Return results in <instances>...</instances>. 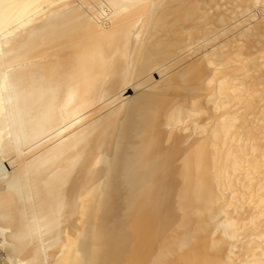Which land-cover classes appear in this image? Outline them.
<instances>
[{"label":"bare ground","instance_id":"6f19581e","mask_svg":"<svg viewBox=\"0 0 264 264\" xmlns=\"http://www.w3.org/2000/svg\"><path fill=\"white\" fill-rule=\"evenodd\" d=\"M0 249L264 264V0H0Z\"/></svg>","mask_w":264,"mask_h":264},{"label":"rangeland","instance_id":"374dc122","mask_svg":"<svg viewBox=\"0 0 264 264\" xmlns=\"http://www.w3.org/2000/svg\"><path fill=\"white\" fill-rule=\"evenodd\" d=\"M0 251H1V249H0ZM4 253V251L2 250V254Z\"/></svg>","mask_w":264,"mask_h":264}]
</instances>
